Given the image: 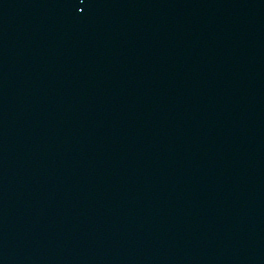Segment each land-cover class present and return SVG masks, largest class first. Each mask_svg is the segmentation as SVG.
Listing matches in <instances>:
<instances>
[{"label": "water", "instance_id": "95a60500", "mask_svg": "<svg viewBox=\"0 0 264 264\" xmlns=\"http://www.w3.org/2000/svg\"><path fill=\"white\" fill-rule=\"evenodd\" d=\"M0 264H264V193L123 0H0Z\"/></svg>", "mask_w": 264, "mask_h": 264}]
</instances>
